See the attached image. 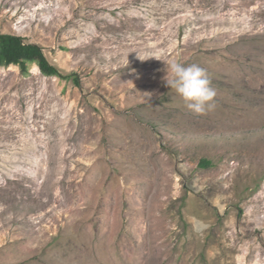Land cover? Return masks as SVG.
<instances>
[{"label":"rangeland","instance_id":"obj_1","mask_svg":"<svg viewBox=\"0 0 264 264\" xmlns=\"http://www.w3.org/2000/svg\"><path fill=\"white\" fill-rule=\"evenodd\" d=\"M0 33L67 76L0 67V264H264V0H0Z\"/></svg>","mask_w":264,"mask_h":264},{"label":"clouds","instance_id":"obj_2","mask_svg":"<svg viewBox=\"0 0 264 264\" xmlns=\"http://www.w3.org/2000/svg\"><path fill=\"white\" fill-rule=\"evenodd\" d=\"M158 57L151 53L138 55L141 61ZM166 86L174 90L183 100L186 108L196 115H204L211 111L215 105L216 91L211 87L205 69L198 65L185 66L179 61H172L166 65V76L164 77ZM149 101L151 94L147 96Z\"/></svg>","mask_w":264,"mask_h":264},{"label":"trees","instance_id":"obj_3","mask_svg":"<svg viewBox=\"0 0 264 264\" xmlns=\"http://www.w3.org/2000/svg\"><path fill=\"white\" fill-rule=\"evenodd\" d=\"M29 63L37 65L45 76L67 77L62 76L58 68L49 63L40 46L25 43L22 37L17 35L0 33V67L18 65L26 73ZM73 79L78 81L77 77ZM200 165L205 167L209 165V161L203 159Z\"/></svg>","mask_w":264,"mask_h":264}]
</instances>
